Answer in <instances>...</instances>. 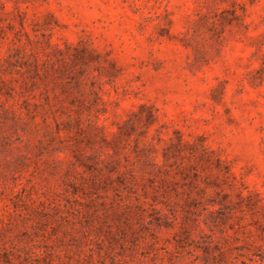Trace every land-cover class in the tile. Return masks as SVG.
Returning <instances> with one entry per match:
<instances>
[{
    "label": "rangeland",
    "instance_id": "1",
    "mask_svg": "<svg viewBox=\"0 0 264 264\" xmlns=\"http://www.w3.org/2000/svg\"><path fill=\"white\" fill-rule=\"evenodd\" d=\"M218 247L264 264V0H0V264Z\"/></svg>",
    "mask_w": 264,
    "mask_h": 264
},
{
    "label": "trees",
    "instance_id": "2",
    "mask_svg": "<svg viewBox=\"0 0 264 264\" xmlns=\"http://www.w3.org/2000/svg\"><path fill=\"white\" fill-rule=\"evenodd\" d=\"M217 249H218V254H217L218 258L216 259L215 256L213 255L214 256L213 257V259H214L213 262H215L214 264H237L236 262H234L231 259H228L227 256H225L224 250H222L220 247H218Z\"/></svg>",
    "mask_w": 264,
    "mask_h": 264
}]
</instances>
